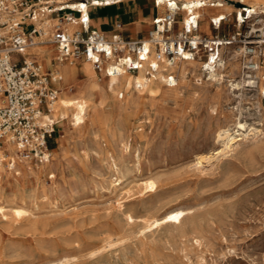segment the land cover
<instances>
[{"label": "rangeland", "instance_id": "rangeland-1", "mask_svg": "<svg viewBox=\"0 0 264 264\" xmlns=\"http://www.w3.org/2000/svg\"><path fill=\"white\" fill-rule=\"evenodd\" d=\"M236 23L228 16L219 29L211 23L212 34L198 33L240 32L222 49V59L227 67L237 64L228 79L240 80L244 93L233 96L239 91L226 81H211L203 71L200 79L189 73L177 99L147 97L137 115L142 126L122 162V187L110 192L113 172L103 153L91 151L66 164L55 180L69 195L64 209L42 204L35 215L21 219L0 214V264H264V92L257 87L264 72V43L257 42L263 38L257 29L264 27V15L247 18L240 27ZM181 29L177 22L174 33ZM243 46L258 48L261 55L254 60L261 71L246 67L251 52L234 57ZM243 74L257 82L247 85L242 80L250 78ZM238 121L245 122L246 130L240 131ZM58 127L55 146L64 126ZM228 127L231 136L247 135L218 156L227 141L219 131ZM203 155H210L211 162L196 166ZM2 193L1 205H10L12 192ZM119 202L136 219L127 221L117 210ZM180 209L186 212L178 219L193 216L197 222L185 235L168 226L145 227L142 217Z\"/></svg>", "mask_w": 264, "mask_h": 264}, {"label": "bare ground", "instance_id": "bare-ground-1", "mask_svg": "<svg viewBox=\"0 0 264 264\" xmlns=\"http://www.w3.org/2000/svg\"><path fill=\"white\" fill-rule=\"evenodd\" d=\"M54 1L57 3V6L65 4L80 6L78 4L80 2H83V6H85L83 0L70 2H67V0ZM90 1H93L95 6L116 2V0ZM175 1L176 3L180 2L182 8L180 10L182 18L178 21L179 25L183 27L186 22L190 21L192 14H198L200 21H202L199 31L201 30L208 34H212L211 22L218 15L227 18L233 15L237 21V27L241 26L238 19H243V7L248 9V19H254L260 16V14L264 15V0ZM237 3H241V5L236 7ZM157 8L158 12H165L167 8L166 0H159ZM257 13L259 15H256ZM261 20L258 19L257 21ZM54 22L55 20L51 24ZM77 27L76 24L71 22L65 25V29L68 31H73ZM257 30H261L260 36L263 37L257 42L264 43V27ZM150 33L149 36L144 38L145 40H149ZM249 42L252 43L254 40ZM224 47L225 45L222 46V49ZM257 49H251L247 46L239 47L234 51V57L251 52V58L249 59H252V61L248 62L246 67L255 69L257 72L261 71L258 60H254V58L261 55H259V50ZM29 51L37 55L38 62L44 73L50 68L53 69L54 73L53 77L51 76L50 83L52 86L56 85L59 87L58 97L52 103L51 110L43 113L41 121L43 123L62 124L64 128L61 130L56 146L50 148L47 151L48 155L45 157L24 156L20 152L16 140L12 139L9 135L3 138L2 143H0V194L7 190L12 192V198L8 201L11 203L10 205H1L0 202V214L4 217L9 213L13 214L14 218L20 219L24 216L33 215L34 211L42 204H49L53 207L64 209L68 193L64 189L60 190L62 185L60 187L55 185L57 173L66 164L79 161L81 157H84L85 154L91 151H95L98 154L103 153L109 160L113 173L108 177V187L111 193H116L124 183L123 177L126 169L122 166V162L130 155L129 148L133 141V135L142 126L140 124L141 120L137 115L146 104V98L149 96H161L163 99H177L180 93H182L181 87L186 82L189 73L196 75L200 79L199 74L204 71L211 81L219 83L226 81L232 90L236 89L239 91L237 94L234 93L235 95L232 93L233 96H241L244 93V85H242L240 80L228 79L231 74L235 73L237 64L233 62L227 67L222 58L218 63L213 65L207 63L201 57L193 59L175 58L174 60L166 58L161 61L156 59L153 54H150L139 70L123 71L119 74L109 75L106 66L99 71L92 60L83 58L60 59L58 46L50 37L44 38L41 42L32 46ZM262 51H264V48ZM246 55L248 54L246 53ZM153 65L157 66L156 72L150 71ZM46 74L48 75V73ZM169 75H174V81L176 82L174 85H170ZM247 77L250 79L240 77L247 85L257 82V80L251 79V74H248ZM257 87H259L262 93L264 92V72L259 76ZM237 124L240 131L246 127L245 122L238 121ZM229 130L231 131L228 127L219 131V137L227 138V141L224 142V148L218 149L217 154L230 149L234 142L240 141L247 135L245 133L242 136L243 133L241 132L242 135L240 134L241 136L236 138L235 136H231L232 133ZM250 130L248 129L249 132ZM210 155L199 156L195 165L197 166L198 164V167H200L205 162H209L211 159ZM69 189L71 188L69 187ZM117 210L120 214L125 215L127 221L134 220V215L126 211L120 202L117 205ZM185 212V209H180L177 212L165 210L160 215L144 216L142 219L145 222L146 228L168 226L167 228L172 233L183 236L187 233L188 226L195 227L197 224L193 216L178 219L180 214H184ZM122 215L121 217H123ZM168 231L166 230L167 233Z\"/></svg>", "mask_w": 264, "mask_h": 264}, {"label": "built area", "instance_id": "built-area-1", "mask_svg": "<svg viewBox=\"0 0 264 264\" xmlns=\"http://www.w3.org/2000/svg\"><path fill=\"white\" fill-rule=\"evenodd\" d=\"M84 2L85 6L83 2L78 3L80 6H57L53 0H0V143L5 136H11L24 156H47L57 132L55 123L41 121L43 113L51 110L59 89L50 85L49 76L29 51L38 38L50 37L58 46L60 59L92 60L97 70L106 66L112 75L139 70L150 54L161 61L205 57L214 65L222 58V46L234 43L240 36L239 31L228 35L199 34L198 14H192L190 21L174 33L182 8L180 2L166 0V11L154 18L149 40L131 39L120 32L108 37L91 27L89 7L94 3ZM155 3L158 5L159 0ZM242 14L243 19H238L241 25L248 9L244 7ZM226 20L218 15L211 23L219 29ZM68 22L78 27L68 31ZM28 25L32 26L30 30ZM150 71L156 72L157 66ZM169 83H176L174 75H169Z\"/></svg>", "mask_w": 264, "mask_h": 264}, {"label": "crops", "instance_id": "crops-1", "mask_svg": "<svg viewBox=\"0 0 264 264\" xmlns=\"http://www.w3.org/2000/svg\"><path fill=\"white\" fill-rule=\"evenodd\" d=\"M70 1L77 0H67V2ZM158 11L154 0H116V2L108 5L89 7L91 27L93 29L101 31L108 37L120 32L131 39H141L149 36L150 31L154 27V18L164 13ZM76 15L78 14L76 13ZM41 41L42 39L38 38L37 43ZM33 57L39 61L35 53H33ZM46 73L49 75L50 82L54 73L53 69H48ZM54 86L59 89L58 86ZM56 129L59 131L57 124Z\"/></svg>", "mask_w": 264, "mask_h": 264}, {"label": "trees", "instance_id": "trees-1", "mask_svg": "<svg viewBox=\"0 0 264 264\" xmlns=\"http://www.w3.org/2000/svg\"><path fill=\"white\" fill-rule=\"evenodd\" d=\"M55 145H53V144H50V147H54Z\"/></svg>", "mask_w": 264, "mask_h": 264}]
</instances>
